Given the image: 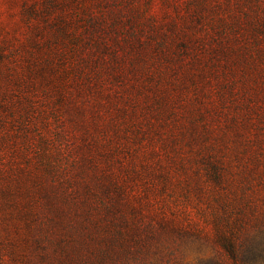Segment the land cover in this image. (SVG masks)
I'll use <instances>...</instances> for the list:
<instances>
[{
	"label": "rangeland",
	"instance_id": "obj_1",
	"mask_svg": "<svg viewBox=\"0 0 264 264\" xmlns=\"http://www.w3.org/2000/svg\"><path fill=\"white\" fill-rule=\"evenodd\" d=\"M209 154L262 213L264 0H0V161L56 185L61 226L29 225L49 259L226 264L164 222L217 188Z\"/></svg>",
	"mask_w": 264,
	"mask_h": 264
},
{
	"label": "trees",
	"instance_id": "obj_2",
	"mask_svg": "<svg viewBox=\"0 0 264 264\" xmlns=\"http://www.w3.org/2000/svg\"><path fill=\"white\" fill-rule=\"evenodd\" d=\"M42 163L44 170L51 176L54 166L49 158L43 159ZM1 165L2 161H0V264H6L4 253L8 254L13 264H26L30 259L25 251L26 247L34 245L39 249L43 246L41 236L32 235L29 230L32 218L38 213H49L52 217L57 216L58 221L49 217L48 224L60 226L62 224L61 210L56 201L57 194L54 193L56 185L53 182L48 183L49 185L42 183L44 180L40 168L32 169L29 164L24 163L22 166L11 163L6 165L5 169ZM249 170L245 168L247 174ZM204 171L209 181L217 187L211 191L209 198L206 192H203L201 200H205V205L195 203L192 207L195 213L192 208L184 206L180 216H174L164 222L180 239L192 236L197 241L202 238L207 243L215 245L220 260L223 259L226 264H262L259 260L264 261L262 254L264 227L252 232L250 226L256 225L257 221L264 217V211L262 213L258 211L253 192L243 186L239 189V194L233 195V182L226 178L225 166L210 154L205 160ZM257 177L262 181L261 173H258ZM198 182L196 181L197 187H201ZM256 207L257 211L254 210ZM120 221L125 228L130 224L129 219L125 217H121ZM131 224L134 228L132 229V225L129 228L137 232L139 228L135 220H132ZM21 227H25V231H22ZM116 233L122 235L120 231ZM115 239V235H110L103 243L109 246ZM65 249V262L72 264L70 255H74L73 247L67 246ZM42 250L37 254L38 259L44 264H64L62 260L49 259L48 250L44 248Z\"/></svg>",
	"mask_w": 264,
	"mask_h": 264
}]
</instances>
